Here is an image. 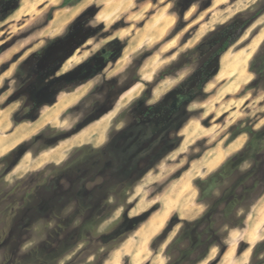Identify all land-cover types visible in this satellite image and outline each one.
Listing matches in <instances>:
<instances>
[{
    "label": "rangeland",
    "instance_id": "1",
    "mask_svg": "<svg viewBox=\"0 0 264 264\" xmlns=\"http://www.w3.org/2000/svg\"><path fill=\"white\" fill-rule=\"evenodd\" d=\"M62 1L0 0V264H130L134 249L142 259L131 264H167L182 221L207 209L198 181L242 151L251 130H264V76L251 67L264 47V0ZM230 20L225 36H210ZM229 36L237 40L199 89L195 71ZM205 37L213 45L203 58H183ZM179 84L192 97L177 113L150 107L175 101ZM123 129L115 147L126 145L123 167L148 169L122 200L112 191L98 202L110 168L96 149ZM259 152L222 187L257 168L252 198L237 210L242 224L221 227L197 264L264 257V248L253 256L264 240ZM162 207L180 211L155 235H139Z\"/></svg>",
    "mask_w": 264,
    "mask_h": 264
},
{
    "label": "trees",
    "instance_id": "2",
    "mask_svg": "<svg viewBox=\"0 0 264 264\" xmlns=\"http://www.w3.org/2000/svg\"><path fill=\"white\" fill-rule=\"evenodd\" d=\"M79 1L80 0H63L61 5L66 6L77 3ZM233 20H230L229 22H227V24L220 25L217 30L210 33V36H225L226 33H228L229 30L233 28ZM208 39L207 37L204 38L202 42L204 47L198 45L195 48L188 50L183 54V58L192 61L200 60L201 58H203L204 54L206 53L204 48L206 46L209 48L211 45H213L207 41ZM236 40L237 36H229L223 42H221L220 45L215 50H213L210 55H208L201 61L200 65L195 71V81L199 89H202L203 85L213 75L212 73H214L217 68V60L219 56ZM251 67L253 72L259 77L264 76V47L252 61ZM181 85L182 84H179V86L177 87L179 88L178 90L180 92L177 93L178 95H175V101L172 102L171 100H169L165 105L161 104L160 106L159 104H155L154 106L150 107L157 110L160 109L162 112L168 111L169 114H172V112L177 113L179 111L180 105L182 103H187V101H189L192 97L190 96L191 94L189 91L186 93H183L181 91ZM123 132H125L124 129L114 132L109 143L104 145L102 148L96 149L101 165L103 166L108 163V166L110 168V170L105 175L104 179L106 180L102 181V187L98 186L101 191L100 196L98 197V202L101 198V195H108V193H111L112 191L114 195H117L118 200H122L124 197V193H126V190L132 187L134 183L137 182L139 178H141V176L145 173V169H148H138L136 172H134L132 168H128L129 165L123 167V160L120 157L123 155L122 150L126 145L123 144L118 148H115L116 146L114 145V143L116 144V138L121 137ZM263 146L264 130H251L250 139L242 151L228 159L221 165L218 170H216L206 179L198 181V187L200 190L199 200L209 201L207 202V209L205 210L203 215L197 219L182 221V227L166 248V254L169 257L170 255H172L173 251H175L177 255L175 257L173 256V258L169 260L167 264H181L182 262H187V264L199 263L205 258L211 247L218 243V240L221 238V227H236L242 224L244 218L238 216L237 210L242 206L243 203L250 201L252 198L254 187L259 181V178L255 174L257 168L253 167L252 169L241 173V175L238 176L233 183L225 186V188L222 187L225 182L237 172L241 163L247 160H255V157L260 153L259 151ZM80 149H83V147H81ZM249 178L253 179V182L250 185H248L247 183V180ZM216 188H221L222 191L221 195L215 199V197L213 196V192ZM108 200L103 204L106 205ZM15 212L16 211L12 208L10 215L15 214ZM141 220L139 219V221L136 222L135 226H137L139 222L143 221ZM94 222L92 220L91 223ZM167 227L162 231L159 237H164L167 235L169 231ZM255 248L256 249L253 252L254 257L259 252L260 248H264V240L259 242ZM193 253H195L196 255L191 258ZM263 263L264 257L260 260L253 259L252 261V264Z\"/></svg>",
    "mask_w": 264,
    "mask_h": 264
},
{
    "label": "crops",
    "instance_id": "3",
    "mask_svg": "<svg viewBox=\"0 0 264 264\" xmlns=\"http://www.w3.org/2000/svg\"><path fill=\"white\" fill-rule=\"evenodd\" d=\"M74 138L75 137H73L72 141L74 140ZM77 141H80V140H74L73 143H76ZM65 143H63V145ZM238 146L239 145L237 144V141L234 140V141H231L230 143H228V145L223 150H220L219 149L217 152H220L221 155H222L221 157H224V155L229 154V153H232L233 151H235ZM59 147H57V148H59ZM179 211L180 210H174L173 211V210H170V209H168L166 207H164V208L162 207L161 212L159 213V215L154 216V217H151L149 219V221L147 222V224H145L144 227L139 228L138 231H141V233L139 235H142L143 234V235H145V238H148L151 235H155L156 233H158V231H160V229L163 228V225H164L165 221L169 219V217L173 214V212H179ZM152 221H155V223H153ZM133 252H132L133 255L131 253L130 264L132 263V261L135 262V263H137L139 260L142 259V251L139 253V251L137 249H134Z\"/></svg>",
    "mask_w": 264,
    "mask_h": 264
},
{
    "label": "flooded vegetation",
    "instance_id": "4",
    "mask_svg": "<svg viewBox=\"0 0 264 264\" xmlns=\"http://www.w3.org/2000/svg\"><path fill=\"white\" fill-rule=\"evenodd\" d=\"M87 63H88V62H85L80 68H81V69H85V67H87V65H88ZM78 72H79V70H75V71H73V72L71 71L70 74L73 75V74L75 73V75H76ZM156 110H157V109H156ZM111 136H112V135H111ZM111 136L109 137L108 141H107L104 145H106L107 143H109V141L111 140ZM114 140H115V138H114ZM115 141H116V140H115ZM118 141H119V140H118ZM104 145H103V146H104ZM114 145L116 146L115 143H114ZM114 145H113V146H114Z\"/></svg>",
    "mask_w": 264,
    "mask_h": 264
}]
</instances>
